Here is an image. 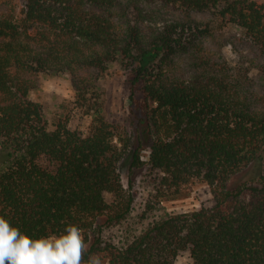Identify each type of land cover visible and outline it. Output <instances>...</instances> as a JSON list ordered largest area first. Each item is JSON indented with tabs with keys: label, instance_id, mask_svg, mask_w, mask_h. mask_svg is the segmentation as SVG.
<instances>
[{
	"label": "trees",
	"instance_id": "trees-1",
	"mask_svg": "<svg viewBox=\"0 0 264 264\" xmlns=\"http://www.w3.org/2000/svg\"><path fill=\"white\" fill-rule=\"evenodd\" d=\"M173 1L188 13L220 7V18L264 53V0ZM115 2L28 0L22 19L0 16V215L33 238L77 225L83 259L95 253L101 264H174L186 250L192 264H264V111L250 107L230 74H170L185 36L209 32L200 21L188 17L153 35L130 26L123 36ZM112 64L129 101L119 123L107 114V76L100 90L78 87L93 118L88 134L68 122L51 127L29 96L35 84L26 74L107 73ZM127 157L131 169L158 174L162 197L201 180L212 205L166 214L118 243L107 239L133 211L119 170Z\"/></svg>",
	"mask_w": 264,
	"mask_h": 264
},
{
	"label": "rangeland",
	"instance_id": "rangeland-1",
	"mask_svg": "<svg viewBox=\"0 0 264 264\" xmlns=\"http://www.w3.org/2000/svg\"><path fill=\"white\" fill-rule=\"evenodd\" d=\"M114 18L121 34L130 26L142 29L147 35L163 31L167 25L186 23L188 17L200 21L208 33L200 38L186 35V45L169 58V72L173 77L188 80L200 73L222 71L230 74L239 89L256 111H264V53L244 29L223 21L217 9L187 12L173 0H115ZM28 0H0V16L10 15L16 20L24 17ZM110 73L109 75H107ZM118 64H112L107 73L95 68H84L78 74L52 71L26 74L35 84L30 98L43 105L49 125L59 122L88 134L92 115L78 102V87L87 84L99 89V83L109 78L110 90L105 97L107 114L119 123L128 108V98ZM149 150L143 152L148 161ZM1 159V157H0ZM124 186L133 194L135 202L128 220L106 231L107 239L118 243L128 234H136L166 214L190 212L213 203L210 187L195 180L178 194L167 196L157 192L158 174L148 166L131 169L130 158L120 165ZM167 192V191H166ZM166 192H164L166 194ZM164 194V195H165ZM174 264H192L189 250L183 251Z\"/></svg>",
	"mask_w": 264,
	"mask_h": 264
},
{
	"label": "clouds",
	"instance_id": "clouds-1",
	"mask_svg": "<svg viewBox=\"0 0 264 264\" xmlns=\"http://www.w3.org/2000/svg\"><path fill=\"white\" fill-rule=\"evenodd\" d=\"M82 230L68 224L59 234L33 238L0 215V264H101L95 253L83 259Z\"/></svg>",
	"mask_w": 264,
	"mask_h": 264
}]
</instances>
